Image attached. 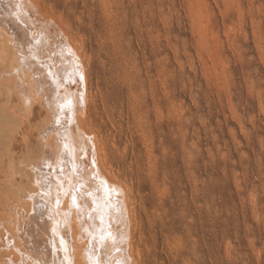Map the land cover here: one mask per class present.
<instances>
[{
    "label": "rangeland",
    "instance_id": "374dc122",
    "mask_svg": "<svg viewBox=\"0 0 264 264\" xmlns=\"http://www.w3.org/2000/svg\"><path fill=\"white\" fill-rule=\"evenodd\" d=\"M35 1L82 46L84 125L131 185L144 264H264V0ZM11 54L0 46V72ZM11 85L0 81V216L32 187L46 119L36 105L19 117Z\"/></svg>",
    "mask_w": 264,
    "mask_h": 264
},
{
    "label": "bare ground",
    "instance_id": "6f19581e",
    "mask_svg": "<svg viewBox=\"0 0 264 264\" xmlns=\"http://www.w3.org/2000/svg\"><path fill=\"white\" fill-rule=\"evenodd\" d=\"M5 43L12 56L0 81H11L19 117L36 105L46 119L37 133L41 152L27 166L32 187L17 189L0 216L2 264H144L131 185L111 177L103 141L84 125L95 105L82 46L35 0H0Z\"/></svg>",
    "mask_w": 264,
    "mask_h": 264
},
{
    "label": "snow or ice",
    "instance_id": "6c2138e0",
    "mask_svg": "<svg viewBox=\"0 0 264 264\" xmlns=\"http://www.w3.org/2000/svg\"><path fill=\"white\" fill-rule=\"evenodd\" d=\"M83 77H81V79H82ZM62 108H63V106H61Z\"/></svg>",
    "mask_w": 264,
    "mask_h": 264
}]
</instances>
